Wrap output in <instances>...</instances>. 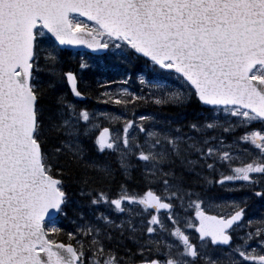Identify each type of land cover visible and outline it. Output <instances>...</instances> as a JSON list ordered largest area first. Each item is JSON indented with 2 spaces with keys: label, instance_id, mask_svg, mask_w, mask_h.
<instances>
[{
  "label": "snow or ice",
  "instance_id": "1",
  "mask_svg": "<svg viewBox=\"0 0 264 264\" xmlns=\"http://www.w3.org/2000/svg\"><path fill=\"white\" fill-rule=\"evenodd\" d=\"M66 47L113 49L126 64L144 60L145 72L154 77H138L147 95L119 86L101 93L106 103L127 110L141 102L195 100L208 114L174 125L154 116L90 112L66 93L44 103L50 90L65 83L73 97L84 95L77 74L60 64ZM101 120L120 127H102ZM216 130L219 136L207 134ZM93 134L99 152L118 153L126 177L132 158L143 165L145 191L130 192L121 184L109 198L90 186V172L100 181L113 176L110 165L86 154L83 138ZM224 134H233L231 143ZM177 160L179 174L174 167L164 171L165 163L175 166ZM225 166L229 174L220 170ZM76 171L80 195L90 205L103 203L129 218L116 224L99 213L93 223L81 213L74 231L64 232L58 218L69 201L65 176ZM153 183L162 185L160 192ZM233 183L260 188L253 194L264 198V0H0V264H264V218L245 224L246 202L217 204L197 191ZM132 206L147 214L139 227ZM245 228L233 246V233ZM112 231L128 232L137 252L117 256L107 246ZM221 246L229 251L213 258Z\"/></svg>",
  "mask_w": 264,
  "mask_h": 264
},
{
  "label": "trees",
  "instance_id": "2",
  "mask_svg": "<svg viewBox=\"0 0 264 264\" xmlns=\"http://www.w3.org/2000/svg\"><path fill=\"white\" fill-rule=\"evenodd\" d=\"M86 57H82L79 52L75 53L71 50H62L59 55L60 64L63 68V71H74L78 74L79 77V89L86 96L85 101H77L71 94L69 87L66 85H59L55 92L51 90L48 93V99L44 101V103H49L51 97L54 95H58L60 93H66L68 95L69 100L76 104L78 107L87 108L90 112H98L109 110V113H114L116 115H120L122 113L127 114V118L132 119L134 115L136 117L140 115L145 116H154L157 122H163L167 120H172L174 125H187L190 121L197 118V113L203 112L205 115L208 114V109H201L198 103L195 100H192L184 105H176V104H161L156 105L151 101L144 103L141 102L135 107L129 106L127 110H125L122 106L106 103V97L102 96L101 93L105 91H109L110 87L119 85L121 81L128 79L129 91L135 92L137 95H147L149 89L147 86H142L139 83V75H146L147 79H153V73L145 72L144 60H134L131 64H126L123 62L122 57H118L115 52L109 51L103 55H93L89 53H85ZM81 60H83L86 64L84 69L80 68ZM47 79V77H45ZM109 82L105 87V82ZM203 120V116L200 117ZM221 120L224 117H220ZM102 127H111L116 128L120 127V125H109L107 122L101 120L100 121ZM146 127H153L152 122H148ZM253 127H259V125H253ZM183 131L187 132V127H184ZM98 134V133H95ZM89 138H83V145L86 149V154L89 159H95L96 161L104 164L110 165L113 169V176L108 180H98L97 174L94 172H90L89 175L93 177V181H90V186L101 189L109 194V198H114V191L117 186L121 184H127L129 189L133 192L142 193L147 188V183L143 178V165L136 160L135 158L131 159V164L133 167L129 170V176L126 177L123 171L119 168L118 165V153L113 152L111 150L99 152L94 147V135ZM209 136L211 135H220V131L216 130L215 132L209 131L207 133ZM242 134L240 131H237L234 135ZM224 138L228 143H231L233 140V134H224ZM143 136H141V140ZM247 144L241 143L242 147H245ZM195 160L197 157L195 155L190 157ZM64 160V157H61ZM211 162V161H209ZM174 167L175 171L179 174L181 172L180 162L177 160L176 165H169L165 163L163 165L164 171H168L170 168ZM219 168L220 166L217 165ZM66 172H70V167L68 165L65 166ZM224 171L225 174H229L226 170V166L220 169ZM197 171H200L198 168ZM186 178L189 180H196L197 177L193 175H189L185 172ZM203 175L212 179L211 173H209L206 169L203 171ZM80 176L81 173L79 171L75 172V175H66L65 181L67 184L66 191L69 193V205L67 204L65 208V213L61 214L58 218V226L64 229V232L74 231V229L79 225L80 215L76 213V210L73 209V205L78 201L81 205H89V197L81 196L80 190ZM218 179V175L215 177ZM160 183H153L151 186L154 188H158ZM235 189H239L236 191L229 192V197L235 198L237 202H246L247 212L249 214L256 215V219H260V215L262 209L264 208V198L257 197L253 194L254 191L261 190L260 188L250 189L246 186L240 188V186ZM87 191V189H85ZM197 191H203L207 197H214L216 200L221 199V195L224 193L223 188H220V185L210 184L206 185L203 189L198 188ZM217 200V201H218ZM243 206L245 204L243 203ZM85 210L83 213L84 220L86 221H94V216L90 215L88 211ZM260 214V215H259ZM76 221V223H73ZM62 239L67 242V237L63 236ZM227 260V258H222Z\"/></svg>",
  "mask_w": 264,
  "mask_h": 264
},
{
  "label": "flooded vegetation",
  "instance_id": "3",
  "mask_svg": "<svg viewBox=\"0 0 264 264\" xmlns=\"http://www.w3.org/2000/svg\"><path fill=\"white\" fill-rule=\"evenodd\" d=\"M124 185H126V183ZM126 187L128 188V185H126ZM115 191H116V195H118L119 191H120V186L118 188H115ZM102 211L104 213L107 212L108 214H110V216L113 217V220L116 222V224H119L121 222V220H127L129 218V215H130L127 211L124 214L118 213L115 210H113V208H111L109 206L106 207L104 204H99L97 206V208L95 210H93L92 213L95 214V213H99V212H102ZM137 213H139V214L137 215ZM162 214H164V215H162ZM131 215L132 216L136 215L137 219H136L135 225H137L138 227L140 226L141 220L147 219V214L143 213L142 209L139 208L138 206H136L135 208L132 207ZM160 216H161V219L165 221L166 213H161ZM112 235L114 237L113 241L110 244H107V242H106V244H107L108 247H111V248L114 249V251L116 252L117 256H120V257L128 256L129 255V252L127 251L128 249H130L132 253H136L137 252L136 245L130 239L127 238L128 235H129L128 232H125L123 236H120L118 231H112ZM190 235L192 236L193 241L195 242L196 238H197V235L194 232V230H192ZM156 238L159 239L160 237L157 236ZM117 239L120 241L119 244H117ZM228 251H229L228 248L216 249L214 251L213 258L221 256L222 253H226ZM141 258L142 257L139 254H137L134 257V259L136 261H139ZM221 258H227V257L226 256H222ZM235 258L239 259L238 255ZM197 264H199V261L197 262Z\"/></svg>",
  "mask_w": 264,
  "mask_h": 264
},
{
  "label": "rangeland",
  "instance_id": "4",
  "mask_svg": "<svg viewBox=\"0 0 264 264\" xmlns=\"http://www.w3.org/2000/svg\"><path fill=\"white\" fill-rule=\"evenodd\" d=\"M111 51H113V52H115V50H113V49H110ZM81 54V56L82 57H86V55H85V53H80ZM119 86H127L128 88H130L128 85H121V84H119V85H116V86H113V87H110L109 88V91H112V92H115V91H117V88L119 87ZM98 112H107V110H105V111H98ZM220 117H224V114L221 112L220 113ZM227 143V142H226ZM230 184H227V185H225V186H229ZM228 202H231V201H228ZM217 204H220V203H217ZM250 219H252V218H250ZM247 221V220H246ZM167 224H169V222L167 223ZM246 224V223H245ZM170 225V224H169ZM245 230H246V228L245 229H242V230H239V233L237 234V236H243L244 235V232H245ZM244 231V232H243ZM192 232V230H190V233ZM235 246V245H234ZM254 246V245H253Z\"/></svg>",
  "mask_w": 264,
  "mask_h": 264
},
{
  "label": "water",
  "instance_id": "5",
  "mask_svg": "<svg viewBox=\"0 0 264 264\" xmlns=\"http://www.w3.org/2000/svg\"><path fill=\"white\" fill-rule=\"evenodd\" d=\"M64 49H65V48H64ZM66 49L85 50V51H89V52L97 53V54H103V53L107 52V50L95 51V52H94L93 50L88 49V48H86V47H66ZM78 87H79V85H78ZM75 98L78 99V100H85V99H86V96L83 95V97H81V98H77V97H75Z\"/></svg>",
  "mask_w": 264,
  "mask_h": 264
}]
</instances>
